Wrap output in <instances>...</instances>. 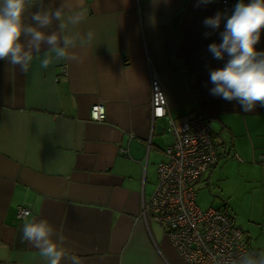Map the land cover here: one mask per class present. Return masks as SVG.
<instances>
[{
	"label": "crops",
	"instance_id": "crops-1",
	"mask_svg": "<svg viewBox=\"0 0 264 264\" xmlns=\"http://www.w3.org/2000/svg\"><path fill=\"white\" fill-rule=\"evenodd\" d=\"M64 2L66 15L76 8L85 22L61 30L54 20L41 30L93 31L92 44L74 50L82 62L42 70L34 61L24 74L0 60V264H46L22 239L23 225L42 218L82 264H185L159 224L141 216L173 140L165 117L152 120L151 76L179 131L195 111L211 121L219 156L195 188L264 256V107L243 112L237 101L209 93L210 71L228 56L216 60L208 46L222 42L238 0L228 11L221 0L199 7L197 0H31L26 22ZM217 12L220 28L205 27ZM255 48L264 51V29ZM48 49L41 45V57ZM94 103L105 105V120L90 119ZM18 207L30 213L18 217Z\"/></svg>",
	"mask_w": 264,
	"mask_h": 264
},
{
	"label": "clouds",
	"instance_id": "clouds-1",
	"mask_svg": "<svg viewBox=\"0 0 264 264\" xmlns=\"http://www.w3.org/2000/svg\"><path fill=\"white\" fill-rule=\"evenodd\" d=\"M41 5L43 0H39ZM212 0H197L196 6L211 3ZM31 0H0V60H5L28 74L34 61L42 70L61 62H82L74 51L85 48L95 39L93 31L75 37L69 35L46 34L41 29L49 27L53 21L59 22L64 30L68 23L78 26L85 22L82 11L72 8L66 15V2L55 9L41 8L31 13V23L26 22V13ZM224 19L222 13L204 19L205 27L219 29ZM264 29V0H238L233 12L226 18L224 30L219 33L220 43H211L208 51L216 60H228L222 68L209 73L210 95L226 101H237L243 112L253 111L257 105L264 107V51L255 46L261 39ZM205 37L211 35L206 32ZM78 41V43H77ZM49 49L41 57V45ZM22 239L38 250L46 264H82L76 254H70L65 238L56 233L54 226L46 219L32 220L22 227ZM236 264V262H233ZM239 264H264V256L256 260L250 256L241 259Z\"/></svg>",
	"mask_w": 264,
	"mask_h": 264
},
{
	"label": "built area",
	"instance_id": "built-area-1",
	"mask_svg": "<svg viewBox=\"0 0 264 264\" xmlns=\"http://www.w3.org/2000/svg\"><path fill=\"white\" fill-rule=\"evenodd\" d=\"M230 3L231 0H221L224 11L229 10ZM66 73L63 68L62 74ZM150 106L152 120L167 119V131L173 140L164 150L165 159L157 164L156 187L143 203L141 216H149L159 224L185 264H239L246 256L259 260V253L243 229L223 209L202 208L196 201L195 184L219 156L211 121L201 111H195L188 117L187 129L179 131L170 116L162 84L155 76L150 79ZM89 117L96 122L105 120V105L92 104ZM260 163L264 165V157ZM29 213L26 208H17L18 217Z\"/></svg>",
	"mask_w": 264,
	"mask_h": 264
},
{
	"label": "rangeland",
	"instance_id": "rangeland-1",
	"mask_svg": "<svg viewBox=\"0 0 264 264\" xmlns=\"http://www.w3.org/2000/svg\"><path fill=\"white\" fill-rule=\"evenodd\" d=\"M202 193L203 191L199 189L198 184H197L196 185V197H197L198 205L202 208H206L207 206H209V204L205 202V199L202 197Z\"/></svg>",
	"mask_w": 264,
	"mask_h": 264
}]
</instances>
